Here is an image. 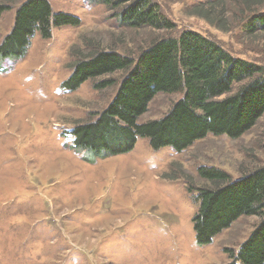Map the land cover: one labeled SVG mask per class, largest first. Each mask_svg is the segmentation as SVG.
Here are the masks:
<instances>
[{
    "label": "rangeland",
    "instance_id": "374dc122",
    "mask_svg": "<svg viewBox=\"0 0 264 264\" xmlns=\"http://www.w3.org/2000/svg\"><path fill=\"white\" fill-rule=\"evenodd\" d=\"M24 1L0 0L10 4L0 17V44ZM49 1L81 23L53 27L51 37L37 28L21 54L0 53V264L231 262L226 249L238 248L261 216H242L210 243H198V187L211 185L198 169L216 167L236 179L264 166V114L239 138L209 135L176 152L139 137L132 150L104 155L79 147L73 128L99 117L126 73L88 79L74 91L63 82L96 48L137 58L153 41L184 29L264 65V33H247L243 0H153L171 30L123 25L118 10L96 0ZM260 1L254 9L264 10ZM198 4L213 9L214 20L193 15ZM100 79L114 84L98 88ZM181 97L158 93L139 122L163 118Z\"/></svg>",
    "mask_w": 264,
    "mask_h": 264
},
{
    "label": "trees",
    "instance_id": "16d2710c",
    "mask_svg": "<svg viewBox=\"0 0 264 264\" xmlns=\"http://www.w3.org/2000/svg\"><path fill=\"white\" fill-rule=\"evenodd\" d=\"M118 10L116 17L132 28L174 29L172 21L159 13L153 0H96ZM258 0H243L249 35L264 33V10ZM210 8L215 3H209ZM10 4L0 2V17ZM213 9L195 5L191 13L211 19ZM220 19V17H217ZM217 18L215 21H217ZM81 19L55 12L49 0H25L16 11L11 32L0 44V53L21 54L35 29L51 37L52 28L79 25ZM97 49V48H96ZM83 55L63 87L77 90L86 80L124 71L118 92L96 120L74 126L76 143L93 153L120 154L132 150L139 137L148 138L159 149L171 146L182 152L209 135L239 138L264 114V65L236 56L211 36L195 29L162 36L137 58L119 50H97ZM113 79L96 82L98 88ZM182 93L160 119L139 122L158 93ZM100 154V153H99ZM198 173L210 186L198 187L199 207L194 216L198 243H210L224 229L245 215L261 221L238 248L226 249L228 264H264V166L232 179L227 171L201 166ZM192 190V189H191Z\"/></svg>",
    "mask_w": 264,
    "mask_h": 264
}]
</instances>
